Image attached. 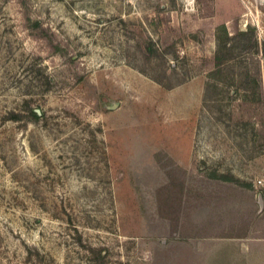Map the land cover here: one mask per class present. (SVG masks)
<instances>
[{"label": "rangeland", "instance_id": "obj_1", "mask_svg": "<svg viewBox=\"0 0 264 264\" xmlns=\"http://www.w3.org/2000/svg\"><path fill=\"white\" fill-rule=\"evenodd\" d=\"M259 193L264 0H0V264H238Z\"/></svg>", "mask_w": 264, "mask_h": 264}, {"label": "crops", "instance_id": "obj_2", "mask_svg": "<svg viewBox=\"0 0 264 264\" xmlns=\"http://www.w3.org/2000/svg\"><path fill=\"white\" fill-rule=\"evenodd\" d=\"M188 240L189 242L192 241L193 245H196L197 240H199V248L206 247V249H208L207 244L208 246L211 244H215L214 247H211L209 249V252H216L215 248L218 245V241L216 238L211 237L199 239L198 237H195L194 239H192L191 236H188ZM220 245L222 247L225 246L224 250H226L227 252H236V255L239 258L238 264H264V236H254L250 238L239 237L235 241H229L227 243H223V245L221 243Z\"/></svg>", "mask_w": 264, "mask_h": 264}, {"label": "trees", "instance_id": "obj_3", "mask_svg": "<svg viewBox=\"0 0 264 264\" xmlns=\"http://www.w3.org/2000/svg\"><path fill=\"white\" fill-rule=\"evenodd\" d=\"M249 33L248 32H243L242 35H248ZM252 44L256 45V42H253ZM250 45H246L245 46V49H247ZM20 114L19 113H13L10 118L12 119H19L20 118ZM30 117L32 119H35V120H38L40 115L38 114V112L34 109V108H30ZM101 256H105L104 252L102 251L101 252Z\"/></svg>", "mask_w": 264, "mask_h": 264}, {"label": "water", "instance_id": "obj_4", "mask_svg": "<svg viewBox=\"0 0 264 264\" xmlns=\"http://www.w3.org/2000/svg\"><path fill=\"white\" fill-rule=\"evenodd\" d=\"M118 104H119L118 102L114 101V102H112V105H108L107 108L108 109H114L118 106ZM36 111L38 113H40L39 109H36ZM258 202H259V211H262V209L264 208V199H263L262 193H259V195H258Z\"/></svg>", "mask_w": 264, "mask_h": 264}, {"label": "built area", "instance_id": "obj_5", "mask_svg": "<svg viewBox=\"0 0 264 264\" xmlns=\"http://www.w3.org/2000/svg\"><path fill=\"white\" fill-rule=\"evenodd\" d=\"M258 183H259V184H261V183H262V181H261V180H259V181H258Z\"/></svg>", "mask_w": 264, "mask_h": 264}]
</instances>
